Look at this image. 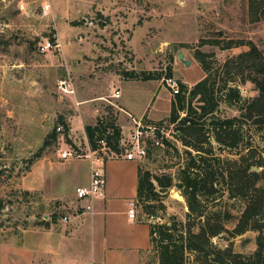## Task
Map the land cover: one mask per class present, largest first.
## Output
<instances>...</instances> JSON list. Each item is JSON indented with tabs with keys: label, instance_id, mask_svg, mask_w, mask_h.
<instances>
[{
	"label": "rangeland",
	"instance_id": "374dc122",
	"mask_svg": "<svg viewBox=\"0 0 264 264\" xmlns=\"http://www.w3.org/2000/svg\"><path fill=\"white\" fill-rule=\"evenodd\" d=\"M262 14L254 19L250 0H0V264H52L49 247H59L69 236L76 213L75 188L90 175V163L85 158L63 159L60 151L72 143L77 149L76 144L86 148L89 141L76 121L86 105L92 120L116 117L117 121L114 105L101 87L113 91L124 71L160 72V80L126 82L123 98L137 114L155 99L152 111L165 116L172 94L164 82L169 71L190 89L204 77L195 58L197 50L212 53L222 64L248 49L247 45L222 48L227 41H252L264 49ZM213 40L219 45L211 44ZM47 42L53 46L43 51ZM179 52L191 60L190 65L178 59ZM65 77L73 81V98L58 87ZM234 85L244 98L257 94L251 82L238 79ZM91 89L102 92L99 95L106 100L95 99ZM221 111L223 116L239 113L225 103ZM154 122L171 129L169 143L148 146L146 155L137 159L161 192L157 199L138 200L136 214L150 223H165L172 215L185 220L189 208L178 174L190 161L187 151L197 152L183 144L167 118ZM59 124L64 133L57 131ZM121 129V141L132 144L135 127ZM54 130L56 137H48ZM211 141L205 147H214L212 157L239 159L248 152L241 147L229 153ZM121 148L125 150L122 142ZM256 170L262 172L264 167ZM166 175L174 180L163 190L155 177ZM226 182L220 178L216 195L202 199L208 207L217 201L228 206L234 217L226 227L233 231L244 206L228 199ZM145 205L152 206L151 212H145ZM258 234L249 230L233 237L224 232L212 240L219 247L232 245L235 252L248 254L256 250ZM194 258L188 254L185 264H193Z\"/></svg>",
	"mask_w": 264,
	"mask_h": 264
},
{
	"label": "trees",
	"instance_id": "16d2710c",
	"mask_svg": "<svg viewBox=\"0 0 264 264\" xmlns=\"http://www.w3.org/2000/svg\"><path fill=\"white\" fill-rule=\"evenodd\" d=\"M250 12L254 19L264 15V0H250ZM211 44L219 45L216 40ZM247 45L248 49L218 64L212 53L197 50L195 58L204 71V77L190 89L180 82V92L174 95L167 121L180 134L183 144L196 151L178 177L189 211L185 220L172 215L165 223H151V246L141 251V264H185L187 255H194L193 264H264V49L252 41L230 40L222 48ZM129 80H160L163 75L155 71H124ZM168 76H173L170 70ZM167 76V77H168ZM251 82L257 91L255 96L244 98L234 82ZM196 100V104L194 103ZM235 106L238 114L223 116L222 104ZM159 123V122H157ZM66 133L70 127L65 123ZM85 132L89 144L97 148L103 139L107 148L122 153V129L111 118H99L96 125H87ZM48 137H56V131ZM214 140L220 150L230 153L236 148L248 149L239 159L214 155V147H205ZM168 144L169 141L165 140ZM48 140L44 144L46 146ZM189 150V149H188ZM225 161V164L222 162ZM223 178L227 185L228 199H237L244 206L233 231L226 225L234 215L217 201L211 207L203 197L212 198L218 192L216 184ZM161 188H169L171 175L155 177ZM157 191L150 171L139 167L138 200L157 199ZM145 205V212H151ZM249 230L259 232L255 251L244 254L235 252L232 245L219 247L213 238L224 232L233 237ZM147 253V256L144 254ZM143 259H146L145 261Z\"/></svg>",
	"mask_w": 264,
	"mask_h": 264
},
{
	"label": "crops",
	"instance_id": "0c3cea01",
	"mask_svg": "<svg viewBox=\"0 0 264 264\" xmlns=\"http://www.w3.org/2000/svg\"><path fill=\"white\" fill-rule=\"evenodd\" d=\"M112 81L113 79L110 80V83ZM130 81L139 80H129L121 77L115 81L118 87L115 88L112 85L113 91L109 92L106 88H100L104 90L105 94L108 93L106 96L109 97V100H107L109 104L114 105L117 121L116 117L111 119L115 120L116 124L121 128L128 127L131 130L134 124L127 113H131L136 119L143 118L150 123H156L154 121L168 118L174 99L170 92L166 106L168 112L165 116H157L152 111L155 99L150 106L147 104L137 114L134 110V105L123 98L124 84ZM161 88L162 86L158 84V91ZM116 89L121 92L119 98L112 97ZM90 92H94L97 95L93 96L95 99L104 100L106 98L99 95L103 94L100 91L97 92L91 89ZM75 95L67 94L65 96L73 98ZM82 95L84 97L87 96L83 92ZM78 104H82V102H78ZM106 104L108 103L101 107L106 108ZM87 106L85 107V114L76 120L83 127L81 132H84L85 139L87 138L85 127L87 125H96L99 119H91L90 110ZM98 109L101 108H97V111ZM146 116L153 121L147 120ZM86 120L88 121L87 123H85ZM76 130L73 126L72 131ZM74 140L76 141V139ZM74 144L76 143L74 142ZM70 145L75 146L73 143ZM77 145L81 147L82 144ZM139 167L137 158L130 160L124 156H119L110 157L106 160L107 187L105 198L96 199L93 202V211L89 212L84 210V203L76 195V213L71 218L72 227L69 236L61 240L59 247H54L53 245L49 247L52 264H141V251L151 246V223L142 220L137 214L135 217H130L129 215L131 203L138 202ZM89 178L90 175L84 182L77 184L76 188L88 184Z\"/></svg>",
	"mask_w": 264,
	"mask_h": 264
},
{
	"label": "built area",
	"instance_id": "2783aa9c",
	"mask_svg": "<svg viewBox=\"0 0 264 264\" xmlns=\"http://www.w3.org/2000/svg\"><path fill=\"white\" fill-rule=\"evenodd\" d=\"M52 46L51 42H47L45 45H42V50L45 51ZM164 82L173 95L180 92V82L176 77L168 76L164 78ZM58 87L64 95H75L76 93L73 81L70 77L60 79ZM120 96V90L116 89L112 97L119 98ZM127 114L134 124L135 132L129 141L132 144L125 143L126 141L123 140L121 141L123 146H125V150H122V153L118 154L107 148L106 142L103 139L98 141L97 148H93L89 142H87L85 149L79 146L78 148L80 149H77L70 145L64 147V149L60 151V156L63 159L85 158L90 163L89 183L76 188L77 198L84 203L83 208L85 211H93V202L98 198H105L106 196L107 174L105 162L108 158L124 156L132 160L137 157H143L146 155L148 146L163 145L170 135L171 129L163 123H150L143 119L137 120L131 113ZM57 131L64 133V125L59 124ZM129 215L130 217L136 216V203H131Z\"/></svg>",
	"mask_w": 264,
	"mask_h": 264
},
{
	"label": "water",
	"instance_id": "95a60500",
	"mask_svg": "<svg viewBox=\"0 0 264 264\" xmlns=\"http://www.w3.org/2000/svg\"><path fill=\"white\" fill-rule=\"evenodd\" d=\"M220 34H221V33H220ZM178 59L181 60V61H183V63H184L185 65H190V64H191V60H189V59H185L184 54H183L182 52H179V54H178ZM255 169H257V167H256V166H253V167H252V170H255ZM180 185L182 186V183H181Z\"/></svg>",
	"mask_w": 264,
	"mask_h": 264
}]
</instances>
